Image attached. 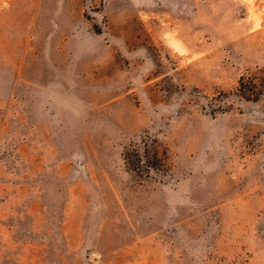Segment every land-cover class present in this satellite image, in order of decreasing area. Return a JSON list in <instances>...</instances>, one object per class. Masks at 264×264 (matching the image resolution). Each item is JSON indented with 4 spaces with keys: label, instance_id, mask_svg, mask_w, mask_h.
<instances>
[{
    "label": "rangeland",
    "instance_id": "rangeland-1",
    "mask_svg": "<svg viewBox=\"0 0 264 264\" xmlns=\"http://www.w3.org/2000/svg\"><path fill=\"white\" fill-rule=\"evenodd\" d=\"M263 68L264 0H0V264H264Z\"/></svg>",
    "mask_w": 264,
    "mask_h": 264
},
{
    "label": "trees",
    "instance_id": "trees-1",
    "mask_svg": "<svg viewBox=\"0 0 264 264\" xmlns=\"http://www.w3.org/2000/svg\"><path fill=\"white\" fill-rule=\"evenodd\" d=\"M235 95L247 102H258L264 97V68L258 69L256 73L242 75L237 86L229 93L222 96ZM123 159L127 169L138 180L151 179V175H166L167 165L164 159L153 153L148 156L136 147H127L123 151Z\"/></svg>",
    "mask_w": 264,
    "mask_h": 264
}]
</instances>
